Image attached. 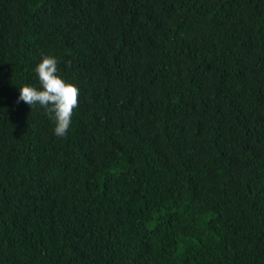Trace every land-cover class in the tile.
Returning a JSON list of instances; mask_svg holds the SVG:
<instances>
[{
    "label": "trees",
    "instance_id": "16d2710c",
    "mask_svg": "<svg viewBox=\"0 0 264 264\" xmlns=\"http://www.w3.org/2000/svg\"><path fill=\"white\" fill-rule=\"evenodd\" d=\"M0 264H264V0H0Z\"/></svg>",
    "mask_w": 264,
    "mask_h": 264
},
{
    "label": "clouds",
    "instance_id": "9594fccd",
    "mask_svg": "<svg viewBox=\"0 0 264 264\" xmlns=\"http://www.w3.org/2000/svg\"><path fill=\"white\" fill-rule=\"evenodd\" d=\"M57 65L56 56L42 54L34 67L37 83L18 85V100L30 107L38 105L43 108L53 123L54 135L63 137L78 105L79 89L60 75Z\"/></svg>",
    "mask_w": 264,
    "mask_h": 264
}]
</instances>
